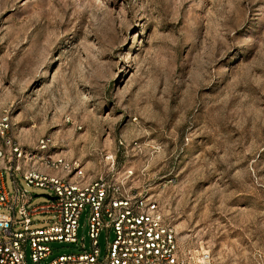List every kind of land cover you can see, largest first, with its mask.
I'll return each mask as SVG.
<instances>
[{
    "label": "rangeland",
    "instance_id": "1",
    "mask_svg": "<svg viewBox=\"0 0 264 264\" xmlns=\"http://www.w3.org/2000/svg\"><path fill=\"white\" fill-rule=\"evenodd\" d=\"M5 115L26 149L144 172L211 264H264V0H0Z\"/></svg>",
    "mask_w": 264,
    "mask_h": 264
},
{
    "label": "built area",
    "instance_id": "2",
    "mask_svg": "<svg viewBox=\"0 0 264 264\" xmlns=\"http://www.w3.org/2000/svg\"><path fill=\"white\" fill-rule=\"evenodd\" d=\"M53 148L42 138L35 150L26 149L12 134L9 117L0 119V209L8 212L0 213V264H211L209 251L180 241L141 182L144 172L119 169L111 156L90 174ZM19 179L50 198L33 204L36 195L22 189ZM84 214L89 245L78 235ZM55 244L69 252L57 254Z\"/></svg>",
    "mask_w": 264,
    "mask_h": 264
},
{
    "label": "water",
    "instance_id": "3",
    "mask_svg": "<svg viewBox=\"0 0 264 264\" xmlns=\"http://www.w3.org/2000/svg\"><path fill=\"white\" fill-rule=\"evenodd\" d=\"M36 197H42V198H47V199L50 198V197H48L47 195H36ZM52 200H54V199H52Z\"/></svg>",
    "mask_w": 264,
    "mask_h": 264
}]
</instances>
